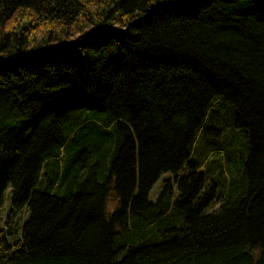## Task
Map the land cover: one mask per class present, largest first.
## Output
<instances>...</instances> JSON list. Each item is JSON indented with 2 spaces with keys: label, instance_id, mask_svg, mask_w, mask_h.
Listing matches in <instances>:
<instances>
[{
  "label": "trees",
  "instance_id": "trees-1",
  "mask_svg": "<svg viewBox=\"0 0 264 264\" xmlns=\"http://www.w3.org/2000/svg\"><path fill=\"white\" fill-rule=\"evenodd\" d=\"M8 185L0 264H264V0H0Z\"/></svg>",
  "mask_w": 264,
  "mask_h": 264
},
{
  "label": "rangeland",
  "instance_id": "rangeland-1",
  "mask_svg": "<svg viewBox=\"0 0 264 264\" xmlns=\"http://www.w3.org/2000/svg\"><path fill=\"white\" fill-rule=\"evenodd\" d=\"M224 137L221 138V142L226 144L230 140V136L232 134V129L230 127H225ZM170 176V177H169ZM172 174H165L154 186L153 190L150 194V200L156 202L158 199V195L163 190L164 181L167 178H172ZM12 212V186L8 185L6 190L3 193L2 203L0 205V229H8L10 234L8 235V239L10 243L13 245L19 240L22 239V229L25 222L30 217V207L28 204L21 206L20 208L14 210V213L8 222V216Z\"/></svg>",
  "mask_w": 264,
  "mask_h": 264
}]
</instances>
